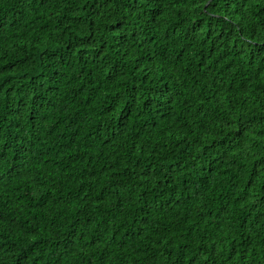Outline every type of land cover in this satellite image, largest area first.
I'll use <instances>...</instances> for the list:
<instances>
[{
	"label": "trees",
	"instance_id": "trees-1",
	"mask_svg": "<svg viewBox=\"0 0 264 264\" xmlns=\"http://www.w3.org/2000/svg\"><path fill=\"white\" fill-rule=\"evenodd\" d=\"M0 264H264V0H0Z\"/></svg>",
	"mask_w": 264,
	"mask_h": 264
}]
</instances>
